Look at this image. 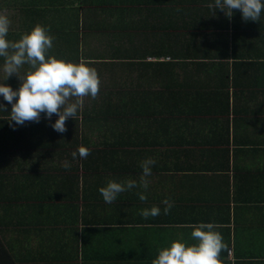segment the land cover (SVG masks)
<instances>
[{
	"label": "trees",
	"instance_id": "16d2710c",
	"mask_svg": "<svg viewBox=\"0 0 264 264\" xmlns=\"http://www.w3.org/2000/svg\"><path fill=\"white\" fill-rule=\"evenodd\" d=\"M159 1H105L103 12L118 17L110 37L123 42V50L117 45L113 57L128 59V84L122 87L113 75L111 85H100L95 104H86L75 120L68 118L66 132L51 127L56 114L51 120L16 125L8 120L12 105L0 95L5 109L0 110V264H138L142 248L137 244L155 234L154 224L164 219H145L131 210L150 209L154 196L172 193L174 186L165 189L157 181V192L150 183L145 202L137 195L140 189L121 193L111 204L104 202L99 188L109 180L138 181L143 174L135 148L115 146L121 130L133 131L142 124L186 127L192 133L188 139L200 144L226 125L222 114L240 112H230L232 101H264V12L260 21L246 22L238 10L229 19L222 10L209 8L214 0ZM76 10L79 20L95 12L85 6ZM141 30L147 35L144 46L137 41ZM22 35L9 31L7 38L16 41ZM150 55L156 60H148ZM96 66L117 70L107 62ZM0 83L13 90L21 85L5 80L3 58ZM120 100L127 107L123 118ZM109 113L117 116L110 118ZM86 128L97 136L94 149L84 135ZM133 139L126 142L135 144ZM81 145L90 155L73 160L71 153ZM191 155L193 151L184 152L183 157ZM55 161V166L43 165ZM65 161L70 168L62 166ZM218 168L213 169L223 173L228 167ZM158 169L152 167L150 176ZM168 170L181 175L198 169L178 162L161 167L157 176Z\"/></svg>",
	"mask_w": 264,
	"mask_h": 264
},
{
	"label": "crops",
	"instance_id": "0c3cea01",
	"mask_svg": "<svg viewBox=\"0 0 264 264\" xmlns=\"http://www.w3.org/2000/svg\"><path fill=\"white\" fill-rule=\"evenodd\" d=\"M4 1L6 5H0V13L9 17L10 32L15 35L25 34L35 25H43L49 28L50 35L54 37L50 56L76 63L89 56L91 58L86 61L90 62V67L97 69L101 85H111L114 75L119 76L122 87L125 84L127 87L128 81L125 79L129 75V68L125 64L128 59L113 57L117 54V45L123 50V42L120 44L110 37L115 31V25L119 24L118 17L103 12L106 0ZM90 1L93 5L89 4ZM158 3L156 4L159 5ZM154 5L153 1L152 6ZM82 6L93 8L95 12L89 11L88 16L82 14L79 20L76 18V8ZM142 30L137 35V41L144 46L147 35L142 34ZM100 55H105L106 58H92ZM77 56H81L78 61ZM154 57L150 55L148 60H156ZM104 62L117 67L115 73L111 66H96ZM27 70V65L21 68V76ZM9 78L21 84L17 75L13 74ZM86 98L84 107L89 104L88 108H92L95 99L90 96ZM114 98L115 101L118 99ZM255 101H232L230 112L233 108L240 112L222 114V119H228L226 125L215 133H210L208 141L203 139L200 144H193L188 139L192 133L186 131V127L178 130L174 126L164 129L142 124L133 131L121 130L120 139L115 146L123 151L135 148L139 153L136 160L138 166L146 158H154L156 164L152 167L159 169L163 166H175L178 162L198 169L185 171L181 175L176 174L177 171L168 170L157 176L161 173L158 169L154 176L147 177L149 184L154 183L153 187H156L158 181L165 189L174 186V192L153 197L154 205L161 208V214L157 218L164 220L154 224L155 234L151 233L137 244V247L142 248L138 264H151L159 250L169 247L175 240H182L188 245L197 243L191 237L193 229L190 225L210 222L218 226L215 231L222 234L227 244V250L220 256L221 264H264V101L260 98ZM251 103L252 106L247 107ZM124 106L125 103L121 101L122 118V113L127 109ZM116 108L114 112L118 110ZM252 111L256 113H251ZM116 116L115 113H109L110 118ZM43 118L46 116L42 113L40 119ZM84 135L94 149L97 138L95 132L86 128ZM132 136L136 137L135 144L126 142V138L128 141L133 139ZM259 141L262 145L257 144ZM192 151L193 155L183 157L184 152ZM56 164V161L43 163L45 166ZM218 167L229 169L226 168L223 173L213 169H219ZM139 179L140 177L138 181ZM155 190L157 191V187ZM166 198H170L174 205L168 215L163 214L162 201ZM131 212L134 216L140 215L139 210ZM168 219L170 222L166 221Z\"/></svg>",
	"mask_w": 264,
	"mask_h": 264
},
{
	"label": "clouds",
	"instance_id": "9594fccd",
	"mask_svg": "<svg viewBox=\"0 0 264 264\" xmlns=\"http://www.w3.org/2000/svg\"><path fill=\"white\" fill-rule=\"evenodd\" d=\"M208 7L222 10L229 19L233 16V10H238L244 21H260L264 0H214V5L209 4ZM10 25L9 17L0 13V58H3L5 80L15 74L21 81L17 90L0 83V95L12 105L8 120L16 125H24L25 122L38 123L42 113L48 120L56 114L59 118L51 127L59 133L66 132V121L68 118L75 120L78 111L84 107L85 98L90 96L95 99L99 94L101 81L97 69L90 67L89 61L76 63L50 56L54 37L50 35L49 28L37 24L19 40L11 41L7 38ZM25 65L28 70L21 76L20 70ZM0 110L5 111L3 105H0ZM77 155L85 159L90 155V149L81 145L78 152L71 153L72 159L75 160ZM155 164L154 158L141 162L143 174L139 181L109 180L106 186L99 188L104 202L111 204L121 193L132 189H140L137 192L139 200L147 201V177ZM62 166L70 168L71 164L65 161ZM162 204L163 214L168 215L173 202L166 198ZM160 214L161 208L158 206L143 209L140 213L145 219ZM190 227L193 229L191 237L197 243L188 245L182 240H175L169 247L160 249L151 264H221L220 256L227 250V244L222 234L215 231L218 226L210 222Z\"/></svg>",
	"mask_w": 264,
	"mask_h": 264
}]
</instances>
